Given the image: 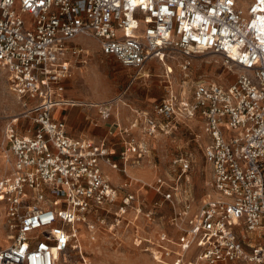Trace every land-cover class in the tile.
Listing matches in <instances>:
<instances>
[{
	"label": "built area",
	"instance_id": "obj_1",
	"mask_svg": "<svg viewBox=\"0 0 264 264\" xmlns=\"http://www.w3.org/2000/svg\"><path fill=\"white\" fill-rule=\"evenodd\" d=\"M87 38L124 68L163 67L165 94L136 114L130 129L140 137L119 133V163L108 141L73 137L52 117L75 104L63 83L87 63L78 42ZM204 54L220 58L224 81L189 85L192 62ZM0 74L23 109L5 122L0 142V206L11 232L0 264L66 263L79 249L78 225L94 235L110 215L118 225L131 213L153 222L163 205L176 237L158 231L157 263L264 264V0H0ZM189 122L201 124L209 169L198 205L191 155L173 158L165 178L111 182L104 167L127 178L143 163L157 169L152 142Z\"/></svg>",
	"mask_w": 264,
	"mask_h": 264
},
{
	"label": "rangeland",
	"instance_id": "obj_2",
	"mask_svg": "<svg viewBox=\"0 0 264 264\" xmlns=\"http://www.w3.org/2000/svg\"><path fill=\"white\" fill-rule=\"evenodd\" d=\"M78 42L86 46L89 56L87 63L67 80L65 99L94 103L110 102L114 105L113 109L118 107L121 114L125 113L126 119L130 120L131 109L151 108L165 94L163 67L159 63L150 62L142 72H138L124 68L113 57L103 56L91 39H81ZM172 67L171 81L178 85L182 77L180 78L173 64ZM143 72H146L147 76H141ZM225 76L226 71L221 66L220 58L216 55L204 54L196 57L192 62L187 81L189 85L199 78L224 81ZM227 78L229 82H233L235 77L227 75ZM22 111L16 98L8 91L4 76L0 74V142L5 122ZM177 128L172 135L160 136L151 144L150 158H153L157 169L143 163L141 167H132L129 171L150 172V178L147 177L149 179L138 177L139 180L142 179L141 181L149 183L156 175L165 178L170 171V161L177 155H191L194 164L190 178L195 204L198 205V200L207 192L209 182V169L202 158L201 124L189 122ZM104 169L108 171L107 167ZM5 172L6 168L3 165V155L0 150V176ZM138 188L139 186L135 184L130 190L133 192ZM170 213V208L163 205L153 222H147L142 218L135 219L131 213L124 215L119 225L115 217L110 215L106 218L105 226L97 225L94 235L84 228L79 239V249L69 250L66 254V263L60 259L58 264H83V261H86V264H160L154 260L153 256L158 249L156 246L158 231L162 228L170 237H176V233L167 225L166 220ZM2 216L3 211L0 206V248L9 244L8 237L11 236ZM136 240H142L140 246H136ZM165 262L168 261L165 260Z\"/></svg>",
	"mask_w": 264,
	"mask_h": 264
},
{
	"label": "crops",
	"instance_id": "obj_3",
	"mask_svg": "<svg viewBox=\"0 0 264 264\" xmlns=\"http://www.w3.org/2000/svg\"><path fill=\"white\" fill-rule=\"evenodd\" d=\"M66 83L67 80H65L63 83L64 97L67 89ZM67 100L74 102L75 104L71 106H59L55 108L52 113L53 119L63 122L66 126L67 132L73 137L85 136L96 141H108L116 154V156L113 157L114 161L116 162L119 161L117 154L120 152L122 146L119 133L127 130L133 136L140 137L139 130L130 129L131 125L135 121L136 114L139 112L149 111L155 104L158 103H155L151 108L147 109H131L132 116L129 120V118L126 119L127 116L125 113L121 114L117 105V109H113L114 105L110 102L94 103L87 101L82 102V100L74 99ZM103 106H107L109 108L108 117L105 119L101 118L98 115V110ZM125 121L127 122L125 123ZM109 133H113V136H110ZM148 143H150V141H148ZM104 171L111 182L113 181V184L116 186H119L126 182L128 183L130 181V177H134L136 179H139L138 177L149 179L151 175L150 172L148 173L146 171L144 172L142 170H136V173H134L133 171H129V177L127 178L121 174L111 171L110 169H108V171L104 169Z\"/></svg>",
	"mask_w": 264,
	"mask_h": 264
},
{
	"label": "bare ground",
	"instance_id": "obj_4",
	"mask_svg": "<svg viewBox=\"0 0 264 264\" xmlns=\"http://www.w3.org/2000/svg\"><path fill=\"white\" fill-rule=\"evenodd\" d=\"M143 70H141L140 72H142ZM141 76H147L146 75V72H143L142 74H141ZM3 165H4V167L6 168V164H5V161H4V159H3ZM139 180V179H138ZM79 226V228H80V230L78 231V242H79V239L81 238V235H82V232H83V230H84V226L83 225H78ZM9 238V237H8ZM79 246H80V243H79Z\"/></svg>",
	"mask_w": 264,
	"mask_h": 264
}]
</instances>
